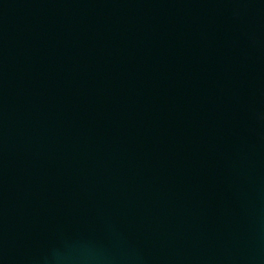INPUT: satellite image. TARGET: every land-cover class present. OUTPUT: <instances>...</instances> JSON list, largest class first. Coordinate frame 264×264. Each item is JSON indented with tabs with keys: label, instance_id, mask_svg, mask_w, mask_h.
Returning a JSON list of instances; mask_svg holds the SVG:
<instances>
[{
	"label": "water",
	"instance_id": "water-1",
	"mask_svg": "<svg viewBox=\"0 0 264 264\" xmlns=\"http://www.w3.org/2000/svg\"><path fill=\"white\" fill-rule=\"evenodd\" d=\"M0 264H264V0H0Z\"/></svg>",
	"mask_w": 264,
	"mask_h": 264
}]
</instances>
